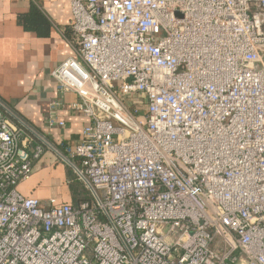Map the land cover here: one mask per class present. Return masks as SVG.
I'll return each mask as SVG.
<instances>
[{"label":"built area","instance_id":"obj_1","mask_svg":"<svg viewBox=\"0 0 264 264\" xmlns=\"http://www.w3.org/2000/svg\"><path fill=\"white\" fill-rule=\"evenodd\" d=\"M70 2L89 122L62 151L0 100V264H264V0ZM46 147L88 199L19 192Z\"/></svg>","mask_w":264,"mask_h":264},{"label":"crops","instance_id":"obj_2","mask_svg":"<svg viewBox=\"0 0 264 264\" xmlns=\"http://www.w3.org/2000/svg\"><path fill=\"white\" fill-rule=\"evenodd\" d=\"M72 18L70 0H0V100L62 151L78 142L89 122L71 109L77 94L60 90L51 76L54 68L74 54L69 42ZM51 117L64 120L65 125L51 126ZM34 135L25 130L21 143L33 146ZM71 172L59 153L46 147L18 190L43 202L57 197L76 203Z\"/></svg>","mask_w":264,"mask_h":264},{"label":"trees","instance_id":"obj_3","mask_svg":"<svg viewBox=\"0 0 264 264\" xmlns=\"http://www.w3.org/2000/svg\"><path fill=\"white\" fill-rule=\"evenodd\" d=\"M25 22V16H21V21ZM71 175V189L73 190V196H74V200L76 203H79L85 199L89 198V194H85L84 190L82 188H80V186L75 183V174L73 172L70 173Z\"/></svg>","mask_w":264,"mask_h":264},{"label":"rangeland","instance_id":"obj_4","mask_svg":"<svg viewBox=\"0 0 264 264\" xmlns=\"http://www.w3.org/2000/svg\"><path fill=\"white\" fill-rule=\"evenodd\" d=\"M74 182L77 183L80 186V188L84 190L85 194H90V190L86 187L85 182L78 180L77 178H75Z\"/></svg>","mask_w":264,"mask_h":264}]
</instances>
